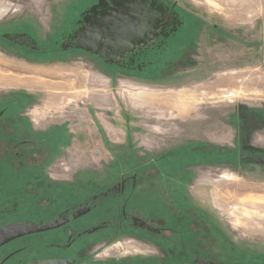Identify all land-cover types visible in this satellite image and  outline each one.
I'll return each instance as SVG.
<instances>
[{
  "label": "rangeland",
  "instance_id": "1",
  "mask_svg": "<svg viewBox=\"0 0 264 264\" xmlns=\"http://www.w3.org/2000/svg\"><path fill=\"white\" fill-rule=\"evenodd\" d=\"M143 3L166 29L136 49L127 66L113 68L89 47L87 41L97 37L86 35L87 25L101 28L109 11L140 9ZM150 54L160 69L140 77L130 72L141 71L136 60ZM18 100L25 106L2 117L0 137L21 112L37 129L58 125L69 132L62 153L46 163L47 153L40 170L16 182L19 187L6 196L10 201L0 193L1 206L12 209L6 212L9 220L34 219L48 203L59 202L57 184H71L73 176L83 182L107 177L113 157L103 137L124 150L123 172L134 151L165 159L162 152L171 148L151 150L172 141L200 144L193 150L212 157L206 162L171 170L158 159L155 167L144 162L145 172L136 179L141 184L129 198L101 199L92 212L96 224L107 227L64 254L92 264L192 261L178 251L179 242L178 253L147 234L149 242H141L136 237L141 231L122 220L124 211L141 208L152 221L153 200H160L170 204L161 218L175 220L185 241L193 245L207 236L202 246L210 264H264V0H0V108ZM141 125L148 131L143 137L136 130ZM190 129L199 132L189 135ZM86 132L95 137L83 136ZM217 151L238 159L213 162L209 152ZM2 171L6 179L9 172ZM200 216L208 220L202 233L192 220ZM21 242L36 249L43 240Z\"/></svg>",
  "mask_w": 264,
  "mask_h": 264
},
{
  "label": "flooded vegetation",
  "instance_id": "2",
  "mask_svg": "<svg viewBox=\"0 0 264 264\" xmlns=\"http://www.w3.org/2000/svg\"><path fill=\"white\" fill-rule=\"evenodd\" d=\"M149 12L148 5L143 3L140 5V9L139 7H133L131 11H109L100 24L101 28H95L86 24L88 28L86 35L90 33L97 37L96 40L90 38L89 41H87L89 42V47L94 53L104 57V60L109 61L111 65L118 64L120 66H127L129 59L133 58L131 55L136 52V49L142 50L146 42L155 41L154 36H158L159 39L160 34L166 29L164 26L166 22L163 21L159 23L158 14L155 15V12ZM71 41H75V39H71ZM132 44L136 45L133 46ZM141 52L142 51H139V53ZM4 113L5 108H0V118ZM19 151L22 150L20 149ZM5 152L6 149H0V153H3L0 155V158L8 157ZM9 160L10 158H8V161ZM2 172L1 170L0 193L3 201L6 203L10 201L6 196L12 195L15 189L14 182L8 179V175L5 179V177L2 176ZM1 179L5 180L1 182ZM136 179L137 176L133 173L121 172L119 180L111 182L110 185L98 191L88 190L81 192L76 188L58 189V191L61 192L59 195L60 201L48 203L49 205L46 208L36 213L34 219L9 220L6 212L12 211V209L7 208L5 210L4 206L6 204H4V206L0 204V264H40V262L51 260L65 261V264H92L89 261H81L75 254H72L81 241L92 240V236L95 235V232H98L97 230L101 227H107V225L103 223L96 224L97 222L92 212L95 207H97L98 202L102 201L101 199L106 202L107 200L122 201L124 197L129 198L133 190L135 191V186L137 184ZM116 192H118V194H115ZM80 193L84 194V202H80L82 198H80ZM77 194H79V196L75 199L74 196ZM70 197L72 201L70 202L69 200V203L67 202L64 205L63 202ZM140 202L138 203L139 208L144 206ZM153 203L154 217L152 221H149V219L144 216V212H142L143 210L141 208V211L138 210V213L135 214L124 211L121 216L122 220L128 221L133 228L135 227L137 230L139 229L141 231L138 232L136 236L141 242H149V239L146 237L147 234L153 241L165 242L172 253L177 252L176 242H179L181 244L179 246L181 250L178 251H180V253L182 252V254L186 253L193 258L192 261L181 262L180 264H203L202 261L205 260L204 253L206 251H204V249L206 246H202V244L206 243L207 236L203 235L202 238L200 240L197 239L193 245L190 241H185L183 231L177 229L175 220L170 219L166 214L168 219L161 218L163 210L169 209L170 204L167 206L164 202H160V200H153ZM8 205L10 206V204ZM122 208H125L124 205ZM197 209L199 210V208ZM197 209L194 208L196 211ZM186 210H192V208ZM88 216L89 219L92 217L95 221L90 222L92 218L91 220L84 221L83 219ZM201 216L200 218L192 219L200 233L204 232L202 224L208 223V220ZM80 221L81 223H79ZM114 223L109 225H113ZM38 236H41L43 242L36 249H30L28 243L21 242L24 239L31 240ZM17 243L19 245H16ZM70 250H72L70 255L64 254V252ZM29 253L32 254V256L27 260L23 259V257ZM131 264H144V262H132Z\"/></svg>",
  "mask_w": 264,
  "mask_h": 264
},
{
  "label": "trees",
  "instance_id": "3",
  "mask_svg": "<svg viewBox=\"0 0 264 264\" xmlns=\"http://www.w3.org/2000/svg\"><path fill=\"white\" fill-rule=\"evenodd\" d=\"M149 57L150 58L144 56L140 58V61L136 60L138 65L141 66V71H130V72H133L137 76L139 75L146 76L147 74L152 73L157 69H160L161 67L159 66L158 62H156V59L154 58V54H150ZM111 66L113 68L122 67L118 64H113ZM123 70L125 71V68H123ZM22 105L23 107L21 108ZM24 106H25V102L22 100L7 103L5 106L3 105V108H5V113L2 117L6 115L9 116L10 113L12 112L18 113L21 110H23ZM2 117L0 118V121ZM21 120L25 122V124H27L28 126L22 125V123L20 122ZM10 122L11 123L9 127L3 128V130L8 131V134L6 135L3 132L2 136L0 137V149L2 148L6 149L5 154L8 155V157L0 158V171L2 169L7 170L9 172L8 179L14 182V188H18L19 186H18V183H16L17 181L19 182L22 179H26L29 176L36 173L37 169L39 170L41 169L42 163L45 161L44 158L47 153H48V158L46 160V163H52V161H54V159L57 158L62 153V148L64 146L63 141L68 138L67 133L69 131L63 128L62 126L57 127L58 125L56 126L54 125L52 126V128H49V129H39V128L37 129L35 128L34 124L28 121V118L22 112L19 114L17 119L10 120ZM80 123H83V122H80ZM19 124L21 125L19 126ZM136 130L138 131L137 134H139L140 137H143L144 135L148 133V131L142 125H141V128L139 129L136 127ZM144 130L146 131V133L143 132ZM197 131L195 130L196 133H194L193 131V133H189V135L190 134L196 135L199 132ZM83 136L90 137V138L95 137L89 134V132L83 133ZM102 142L104 144L105 150L108 151L113 157V161L111 162L112 171L123 172V169H122L123 156H120V155H121V152H124V150H121V148L116 145L113 146L107 137L105 138L103 137ZM87 143H88V140H87ZM87 143H85L83 147H86ZM80 147H81V152L83 153L87 152L86 150L83 149L82 146ZM195 147L198 148L201 146L200 144L188 145V142H185V143L182 142L178 144L177 141H172L168 145L164 146L163 148H158V149L156 148V150L149 149L151 151H157V150L163 151L164 149L171 148V150L169 151L165 150L162 152V153H165L166 155L165 159H161L158 157V155L155 156L153 153H149L147 150H140V153L137 155L135 154L137 152L134 151L132 152V154L134 155H132L131 167L126 172L133 173L136 176H139L140 174L145 172L144 169L147 167V165L145 166V168H142V167L144 166L143 165L144 162H146L147 160L148 162L150 161L149 163L146 162L150 165V167H155V162L158 159V162H161V165L163 166L165 165L168 168L167 170H171V168L174 169L175 167L177 168V167L183 166L181 163H184V162L186 165H189L190 163H197L195 161L206 162L208 161V159L212 158L211 156L210 158H208V155L205 152L199 153L196 150H193ZM20 149L21 150L23 149V150L19 151ZM206 151L208 152V150ZM209 153L215 158V159H211L213 162H223V160H225V162H232V161L235 162L238 159L237 156H233L228 153H224L220 151H217L214 153L209 152ZM2 154L3 153H0V155ZM8 158H10L9 161L11 162L8 161ZM149 159H152V160H149ZM218 159L221 161H218ZM26 160L28 161L26 164H24ZM139 162H141V164L136 165ZM136 166H139V167L136 168ZM45 168L47 169V166H45ZM27 174H30V175L27 176ZM106 179L107 177H103L102 179H100L97 182V186L100 185L98 184L99 182L105 181ZM119 179L120 177L116 178L115 181ZM36 181L37 179L35 180V182ZM137 185H136V189L139 188V186L137 187ZM193 210L194 208H192V212ZM147 213H150V212L148 211Z\"/></svg>",
  "mask_w": 264,
  "mask_h": 264
},
{
  "label": "crops",
  "instance_id": "4",
  "mask_svg": "<svg viewBox=\"0 0 264 264\" xmlns=\"http://www.w3.org/2000/svg\"><path fill=\"white\" fill-rule=\"evenodd\" d=\"M87 124V123H86ZM69 129V128H68ZM88 129H91L90 127L88 128ZM71 135H73V137L75 138L76 137V135H75V133H73V134H71ZM75 143V141H73V143L72 144H74ZM71 144V145H72ZM79 146V145H78ZM79 150L81 151V147L79 148ZM79 151V152H80ZM85 153H87V152H84L83 154H85ZM110 173V174H109ZM108 174H107V179L105 180V181H102V182H99L98 184H100L99 186H97V182H95V181H92V180H88L87 182H83V181H81V180H79V179H76L74 176L72 177V179H71V184H68L67 185V183L65 184V185H63V184H60V185H58L57 184V186H56V188L57 189H61V188H69V189H73V188H76V189H79L81 192L82 191H88V190H94V191H98V190H100V189H102V188H104V187H106L110 182H113V181H115V179L116 178H119L120 177V173L121 172H117V171H111V172H109ZM89 175H91L90 173H89ZM88 175V176H89ZM91 177H93V176H91ZM90 177V178H91ZM41 181H45V180H40V182ZM46 185H50V184H47V183H45ZM51 185H54V183L53 184H51ZM97 186V187H96Z\"/></svg>",
  "mask_w": 264,
  "mask_h": 264
},
{
  "label": "water",
  "instance_id": "5",
  "mask_svg": "<svg viewBox=\"0 0 264 264\" xmlns=\"http://www.w3.org/2000/svg\"><path fill=\"white\" fill-rule=\"evenodd\" d=\"M202 262H203V264H210L206 260H203ZM65 263H66L65 261H53V260H51V261H45V262H40V264H65Z\"/></svg>",
  "mask_w": 264,
  "mask_h": 264
}]
</instances>
